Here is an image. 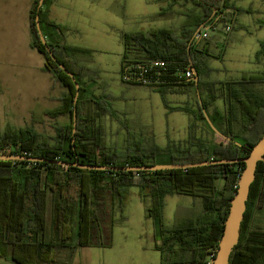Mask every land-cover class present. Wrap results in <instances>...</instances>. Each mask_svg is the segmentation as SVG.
Segmentation results:
<instances>
[{"label": "trees", "instance_id": "16d2710c", "mask_svg": "<svg viewBox=\"0 0 264 264\" xmlns=\"http://www.w3.org/2000/svg\"><path fill=\"white\" fill-rule=\"evenodd\" d=\"M39 1L34 0L29 11L30 47L43 57L44 70L51 75L54 83L64 89L59 99L60 105L44 113V116L50 120L65 117L69 123L54 126L53 136L39 134L33 126L19 130L7 129L0 135V155L65 163L77 160L80 165L86 166L152 167L240 159L246 157L260 140L264 132V97L245 85L264 83V73L251 75L239 82L217 83L218 88L214 87V83L204 84L209 97L207 100L200 97L202 106L196 100L197 108L194 110L187 105L171 107L165 99L166 93L174 87L196 91L194 82L183 77L185 71L192 68L197 74V88L201 95V81L208 74L205 60L209 55L203 45L208 37L200 38L205 30L199 32V38L194 35L201 26L208 28L221 23L224 26L225 13L231 15L229 24L233 29V18L243 11L229 7L227 0L220 6L213 0H170L172 4H191L194 7V10L183 13L184 19L177 31L162 28L121 35L120 82L126 87L153 88L160 94L168 112H182L191 118L188 138L183 143H168L160 148L150 141H125L121 149L107 145L102 124L104 117L115 115L109 101L121 98L103 93L91 94L89 99H84L86 90L83 80L87 77L88 69L74 58L89 56L92 51L62 42L60 38L65 28L47 18V8L55 0H43L40 8ZM215 8L219 11L214 12ZM36 18L54 60L38 36ZM259 24L264 25L263 22ZM259 47L257 59L264 56V40ZM215 58L220 59L221 55ZM153 62H162L164 66L152 67ZM60 65L72 74L79 86L75 103L74 83L60 69ZM143 69L146 70L143 75V79H147L146 84L122 79L127 73L136 76ZM218 89L221 95H214ZM218 98H224L227 105L225 112L213 110L209 114L208 109ZM202 109L216 130L230 138V142L226 141L224 145L194 136L197 122H202L213 133L205 121ZM244 117L248 120H242ZM243 167L242 163H237L187 170L104 172L64 168L47 163L0 161V243L10 249V252L0 250V258H9L14 264L50 263L53 249L64 247V240L67 239L64 237V240L57 243L43 240L48 208L50 222L55 230L59 229L61 223L55 221L56 216L68 208L75 211V231L68 241V244L71 243L75 235L73 250L110 247L115 215L120 214L119 219L123 220L122 209L128 191L136 188L146 217L155 224L154 250L159 253L160 264H209L215 257L230 201L236 193ZM219 181L222 183L220 188L216 185ZM173 195L199 199L202 211L184 224L167 228L162 223V210L165 198ZM256 206L264 207L262 162L257 164L239 240L228 264H264V233L250 229ZM19 250L30 253L32 258L22 256Z\"/></svg>", "mask_w": 264, "mask_h": 264}, {"label": "rangeland", "instance_id": "374dc122", "mask_svg": "<svg viewBox=\"0 0 264 264\" xmlns=\"http://www.w3.org/2000/svg\"><path fill=\"white\" fill-rule=\"evenodd\" d=\"M88 1L93 4L90 15H87L86 9L83 11L79 9L75 16L78 21L76 24L82 28V34L76 38V43L92 51L89 56L80 57V64L88 69L87 77L83 80L86 90L84 99H89L91 94L101 95L103 93L121 98L109 101L115 115H108L102 119L107 145L121 149L125 141L145 140L163 148L168 143L181 140L185 137L188 116L172 112L163 115L157 104V96H155L157 100L152 99L148 103L143 89H129L120 82L121 35L162 28H173L177 31L183 22V13L187 10L192 11V5L172 6L170 0ZM213 2L218 4L219 0H213ZM235 7L243 12L236 17V24L230 32H223V23L217 25L216 30L208 29L207 31L206 42L213 44L218 38L221 39L216 50L212 51L214 54L208 51L209 56H206L205 60L208 74L202 79L214 83L215 88H218L217 83L239 80L243 74L264 73V56L257 59L255 55L260 49V42L264 39V25L259 24L264 23V0H236ZM218 11L219 9L215 8L214 12ZM225 14L226 23L224 24L230 25L231 15ZM220 54L221 58L216 59L215 57ZM253 84L258 85L255 89H258L257 92L264 97V83ZM214 95H221V90L218 89ZM172 100L171 96L166 99L167 102ZM196 100V92L193 91L190 93L187 106L192 110L196 109ZM215 102L221 110L219 112L224 113L227 108L224 98L215 100L208 109V113H213ZM242 120L248 119L244 117ZM65 123H69L68 118L60 116L56 120L46 119L42 124L33 127L39 134L53 136L54 126ZM148 131H152L153 134H144ZM193 133L196 138L202 140L224 145L226 142L218 135H213L202 122L195 123ZM216 185L220 188L222 183L219 181ZM201 211L202 206L199 199L180 195L167 196L162 210V223L167 228H171L186 223ZM49 212L48 208L43 240L57 243L67 239L64 240V247L53 249L52 260L49 264H160L159 253L154 250L155 224L152 219L146 217L144 205L138 197L136 188L128 191V197L122 209L123 220L119 219L120 214L115 215L116 222L112 230L111 245L107 248L73 250L75 235L72 236L71 243L68 244V241L75 231V211L68 208L56 216L55 221H61L59 229L56 230L54 225H51ZM250 229L264 233V207L254 208ZM0 250L10 252V249H6L1 243ZM18 253L32 258L26 251L19 250ZM0 264L14 263L9 258H0Z\"/></svg>", "mask_w": 264, "mask_h": 264}, {"label": "crops", "instance_id": "0c3cea01", "mask_svg": "<svg viewBox=\"0 0 264 264\" xmlns=\"http://www.w3.org/2000/svg\"><path fill=\"white\" fill-rule=\"evenodd\" d=\"M33 1L0 0V135L7 129L19 130L42 124L46 119H49L44 116V113L57 108L60 105L59 99L64 93V89L54 83L51 75L44 70L43 57L30 47L28 17ZM224 1L219 0V6ZM235 1L227 0V5L238 9L235 7ZM79 9L81 11L86 9L89 16L93 9V4L89 3L88 0H55L47 8V18L65 28V32L60 38L62 42L68 46L86 49L76 43V38L82 34V28L76 24L78 21L75 18ZM192 10H194L193 6ZM237 16L233 18L235 20L233 26L236 24ZM220 40L218 38L217 42L213 44L204 42L203 45L208 51L213 53V49L216 50ZM80 57L82 56H78L74 60L81 63ZM256 74L253 72L243 74L239 80L233 82H239L243 78ZM201 83V95L204 97L203 100H207L209 95L204 84L211 82L202 80ZM245 86L252 88L254 92L258 90L255 89L258 88L256 84H247ZM131 88L143 89L144 97L148 103L152 99H156L155 96H157V104L163 115L168 112L163 106L160 94L153 88L130 86L129 89ZM193 91L195 90L190 88L174 87L166 93L165 99L168 96L172 97L173 100L168 102L171 107L187 105L190 93ZM217 102H215L213 110L221 111ZM185 115L189 117L186 123L185 137L174 142L176 144L185 142L188 138V124L191 118L189 115ZM144 134L153 133L148 131Z\"/></svg>", "mask_w": 264, "mask_h": 264}, {"label": "water", "instance_id": "95a60500", "mask_svg": "<svg viewBox=\"0 0 264 264\" xmlns=\"http://www.w3.org/2000/svg\"><path fill=\"white\" fill-rule=\"evenodd\" d=\"M42 4H43V0H40L39 8L42 6ZM35 26L38 32V36L42 44L44 45L46 52L54 60L49 48L46 46V41L40 31L38 18L35 19ZM201 30H207V28L203 26L198 28L194 37L199 38V32ZM59 67L61 70L65 71L67 76L70 77L72 82L74 83L75 92H76L75 97H74V103H75L77 101L79 86L74 81L71 73L67 72L63 66L60 65ZM192 71L194 74V78L191 81H193L195 84L197 100L199 101V104L202 106L201 98H200L198 88H197L198 77H197L196 72L194 71V68H192ZM202 113L205 118V121L207 122L212 132L218 135L219 137H221L222 139L226 140L227 142H230L231 141L230 138L218 132L216 128L212 125L204 109H202ZM75 120L76 119L74 116L73 117V122H74L73 127H75ZM74 132H75V129H73V133ZM0 161L1 162L26 161L30 163H47V164L61 166L64 168L73 167V168H78L81 170L104 171V172L106 171H109V172H138V171L157 172V171H167V170H187L190 168L204 167V166H210V165H222V164L232 165V164L242 163L244 167L240 173V176L237 182V190H236V193L233 199L230 201L228 215L223 225V231H222L221 238L218 242L215 257L212 258L210 262V264H228L229 257L233 249L236 247L238 240H239L241 223L243 221L244 213L246 210V202L249 196V189L255 179V171L257 168V164L260 162L264 163V132L262 133L260 140L249 151V154L244 158H240L236 160H219V161H210V162H203V163H197V164L189 163V164L156 165L152 167L143 166V167H124V168L80 165L77 160L74 163H65V162L49 161L45 159H37V158H31V157L6 156V155H0Z\"/></svg>", "mask_w": 264, "mask_h": 264}, {"label": "built area", "instance_id": "2783aa9c", "mask_svg": "<svg viewBox=\"0 0 264 264\" xmlns=\"http://www.w3.org/2000/svg\"><path fill=\"white\" fill-rule=\"evenodd\" d=\"M217 25H213V26H209L208 27V29H213V30H216L217 29ZM208 29L207 30H205V31H203L202 33H201V35H200V38H207L208 37V33H207V31H208ZM223 32L224 33H228V32H230V30H231V28H230V25H228V24H225L224 26H223ZM152 67H163L164 66V63H162V62H153L152 64ZM138 69H142V68H138ZM146 73V70L145 69H143L142 70V72H139L136 76H135V74H132V73H127V74H125V75H123L122 76V79L124 80V81H131V80H136V81H138V82H140V83H142V84H146L147 83V79H143V75ZM134 75V76H133ZM193 76H194V74H193V71H192V69H187L186 71H185V73L183 74V77H184V79H186L187 81H191L192 79H193ZM211 262V261H210ZM210 264V263H209Z\"/></svg>", "mask_w": 264, "mask_h": 264}]
</instances>
